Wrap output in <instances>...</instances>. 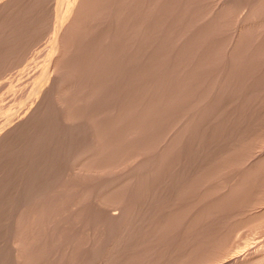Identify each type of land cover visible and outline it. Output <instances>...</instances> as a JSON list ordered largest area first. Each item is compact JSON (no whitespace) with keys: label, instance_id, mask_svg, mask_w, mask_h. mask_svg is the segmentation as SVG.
Instances as JSON below:
<instances>
[{"label":"rangeland","instance_id":"1","mask_svg":"<svg viewBox=\"0 0 264 264\" xmlns=\"http://www.w3.org/2000/svg\"><path fill=\"white\" fill-rule=\"evenodd\" d=\"M208 1L209 0H207V2ZM164 2H166V3L163 4ZM164 2L162 0V4L165 5V6L162 5L161 9H160L161 10V16H162L161 17L162 21H163V19H166V21L164 20L161 23L162 25L164 24V22L166 24L164 26L161 25V27H163V31L161 30L163 33L161 32L160 36H158V37L154 36L155 38L152 36L154 34H149L148 35V37L146 39L147 40L149 39L150 41H147L145 39L146 40L145 41L146 44H145V42L143 44L145 53L143 54V56L140 57V59L137 58L138 57L137 56V52L134 50V48L131 50V53H132L131 56L132 57L134 56V58H135V59L132 58L133 63L135 62L134 65L139 64L137 67H139V66L142 67L143 64L146 65V66L147 65H152L150 67L148 66L149 68L146 67V66H143L146 69L147 68L149 69V70H147V72H149V74H148V73H146V69L143 68V70H145V76H146L145 79H143L140 83L137 82L138 84L135 83V82H132L133 81L132 80L131 83L129 84V87L127 88L128 96L126 95V98L123 101L120 98H116V96L118 95V91L121 89L119 86L113 85V86L107 87L108 85H106V87L103 88V89H106V92H107L106 96L103 97L106 100L100 102L102 105H100V103L99 104H95L94 107H92L90 109H86L84 111V113L82 112L81 108L78 109V112H82L83 114H85V117H89V119L87 120L88 123L90 122L89 124H93V122H94V124L96 125L95 128H97V124L100 123L98 125V127L101 126L100 128H103L102 125L104 127L107 126L106 127L107 132H108V128H110L109 132H111L113 130L111 133H109V132L107 133L109 135L106 134V136H108V137H105V138H107L106 139L107 142H109L108 139L111 142L113 140V138H116V137L119 138L118 135L122 134L125 131L123 127H125V125H127V123L129 125L130 122H131V128L134 127L133 125H136L135 128L132 129V130H136L138 128L139 130H143L145 132V131H147L146 129H148V128L150 129L151 128L149 130V132L151 131V132H153L152 134H155L154 138H153L152 134L150 133V136L153 138V140L155 138H157V136H158V138L160 136L159 139L161 140L162 139L161 137L167 132L165 129H168L169 126H172L173 123H175V120H178L179 117L182 116L181 113H183L185 110L186 111L184 113H187L188 116H189V117L187 116V120H188L187 123L188 122L190 123V115H191L190 113L194 109V108L192 109V107H194V106H192V105H194L192 102L195 101L194 96L192 94L191 95L193 96V98H191V96H190V93H192V90H193L192 89V83H193V80H194V76H193L194 73H192L193 72V60L190 58L192 56V55H190V54H192V51H191V49H193L192 45H194L196 42H199V41H201V43H202V38H203V44L202 45L206 44L207 42L208 43L206 45L202 46L203 48H205L204 49L205 51L202 48V52L205 53V52L209 51L208 49H210L209 45H208L210 42L207 41V40H209V38H207V37L210 36V34L208 35V32H206L207 31L205 29L206 26L204 27L203 25L197 24V26H200V27L202 26L201 28L199 27V29H197V26L195 25L196 23H194V21H196V20L194 18L197 17L195 13H197V15H198V17L196 19H199L203 15V13L205 12L204 10L206 9L207 4H206V0H189V1L188 0H180V1L179 0H173L174 7H172V4L170 5V3H172V0H164ZM45 3H46V1H45ZM47 3H49V2L47 1ZM151 3H152V0H144V5H146V6H147V4H151ZM166 4H167V6H166ZM163 7H165V8H163ZM166 7L167 8L170 7V8L167 9ZM145 10L147 11L148 8L146 7ZM165 10L168 11V12H166ZM149 13L150 12H144V14H149ZM165 13H167L168 15L165 16L164 15ZM149 15H150V19L145 17V18L148 19V20L145 19L147 21L146 22L147 23V25H146L147 29H150L149 25H150V22L152 21L151 20L152 19L151 13ZM194 16H196V17H194ZM167 17H168V19H167ZM232 20H233V18H232ZM227 21L230 22V20H228V19H227ZM227 21H226V23H228ZM226 25L228 27L231 26V25H228V24H226ZM191 26H192V28H191ZM227 26H225V27H227ZM164 27L166 29H164ZM203 27H204V29L201 30V31L202 32L205 31V33H207L205 35L206 36L208 35L207 37H203L204 34H202L201 31H200V29H202ZM185 28L191 29V30H189V31H191V33H190L191 35L192 34L195 35V31H196L197 32L196 34H198L200 38L198 37V35L193 36V38L192 37H188V36H190V34H188L189 31L187 29H185ZM227 29H226V32L229 31V33H230L231 27H230V29L229 28H227ZM186 30H187V32H186ZM197 30H199V31H197ZM146 31L150 32V30H146ZM164 31H165L166 34L164 33ZM42 32H43V34L41 32L38 33L39 37L40 36L41 37L35 43V45L32 46L33 48H31V50L28 51V53L29 52L30 53L27 55V59L23 60L18 65H15V67L13 66L10 70H7L5 73H3L2 76H0V92L3 91L2 94L0 93V107H1L0 108L1 109L0 110V124H3L6 120H8V117H11L13 114H14V116L17 115L15 113L16 111L19 112L20 111L19 109H21V111H22L30 103V100L29 101L26 100L27 102L24 101L26 97H22L20 99L18 98L19 100L15 99V101L12 100V98H11L12 95L11 94H13V92H14V91L12 92V90H16L18 88L17 83H21V85L25 84L26 82L23 81V80H25L26 76H28V77H30L29 78V82L30 83L32 82L33 85H37V84H35V83L38 82L37 81V77L43 76L45 74V72H46L45 71L46 62L43 59H44L45 51L48 48L47 46H49L48 43H50L51 40H50V37L48 35L49 33H46V35H45L44 31H42ZM199 32L202 35H200ZM226 32H225L224 37L227 34H229L228 32L227 33ZM41 34L44 35V37ZM162 34H164L163 35L164 36V40H163V38L160 39ZM185 34H186V36L188 38L185 36ZM150 35L152 37H150ZM201 36H202V38H201ZM195 37L197 38V41H194ZM204 38H207V40H204ZM245 38H246V36H245ZM245 38H244L243 42H246V41L249 40L248 37L246 39ZM190 39L193 40L195 43L191 42ZM153 40H155V41H153ZM151 41L154 42V43L152 42V45H154V46H155V44H157L156 42H158V43L162 42V43L160 44L159 47H157V45H156L155 46L156 49L154 50V48H155L154 46L151 45L153 48H151V46H149ZM148 42H150L149 45H148ZM248 43L251 44L252 41L251 42L249 41ZM250 44H248L249 46L247 44H245V46H244V43L241 44V45H243V48H240V50L242 52L241 51L239 52V54L241 53V55L238 54L239 55L238 56L239 57L238 58L239 62L237 63V65L239 63L241 64V65L239 64L238 66H239V68L241 69L242 72L240 70L235 69L238 66L234 67L235 70H233L232 75L229 76L227 78V80H226V83L228 82L227 85H229L228 87L225 86V87L228 88V89L226 88L228 93H227V91H225L226 93H224V95L223 94H221L220 96L218 95L220 97V98L218 97V100L220 99L219 100L220 102H217V104H215L216 102H214V101L217 100V98H215L216 100L213 99V103L215 105L211 106V108H210L211 110H209V112L207 111V112L201 114L199 117L195 116L192 119L193 122L191 121V124L189 125L191 128L188 125L186 127H188L189 129H193V130H188V128L187 129L183 128L184 129L183 133H184V131L186 132V130H187L186 134H187V138L188 139L186 138L185 134L184 135L182 134L183 138L186 139V140L183 139L184 142L180 139L183 142L182 143L179 140V138H178L179 136L182 138V135H180V133H179L178 137L175 136L176 138H178V142L180 141L182 143V144H180V142H179V144L182 146V148L184 147L185 150L182 149L180 145H178L179 149L177 147L175 148V153L171 154V155H173V154L174 155L172 157L170 155L171 159L169 160V158H170L169 157L168 158V162L166 161L167 159L165 160L166 161L165 162L166 165H165V163L162 164V167H160L161 169L159 168L158 172H156L155 174L152 173L151 176H149L148 178H146L143 175L142 172L137 173L138 174L137 178H136L135 175H132V174H130L128 172V170L130 171V169H132L131 165H133L134 167L136 165H139L141 162H143V160L146 159L147 155L151 153V149H149L150 153L147 152L148 154H146V152H145V155H143L144 158H143L142 155L139 156V157L138 156L134 157L132 155L133 152L131 151V148H134V147L137 148V145L139 143H141V141L139 142L140 138H137V139L135 138V139L131 140L130 142L127 141V143L126 142L123 143L125 145V148H130V150L129 149H126V150L125 149L124 150L121 149L123 151L120 152V150H119V153L116 150L119 155L122 154V152H123L122 157H120L121 155L118 156L116 153H115L116 155L114 154V157L110 156L111 159L113 158L116 161H119L122 158L120 160L121 164H120V162H116L117 165L115 164L114 166H112V164H114V162L110 163V159H109L110 157H107V154H106V152H109V151L111 152L112 151L110 149L109 151L105 152V158H104L105 160H109L108 162H106L103 159V156H104V154H103L101 157L95 158L94 160L93 159H89V160L84 161L82 166H81V168L84 169L87 166H91L93 164L96 165L97 163L100 164V165L102 163L104 165L103 162H105V164L108 163L109 165H107V168H105L104 171H102V170L97 171V172L95 171L90 176L89 175H85L83 170L82 171H78L76 169L75 171L72 172V167H73V159L72 158H73V155H74V153H75V151L77 149H80V147H82L83 145L86 144V141L82 140V136H81L84 133L83 132V128L85 127L84 122L83 121H79L77 124L74 123L76 126L77 125H79V126H78L77 130L73 129L72 131L70 130V129H72L71 127L75 126V125L71 126L72 123H70V122H72V121H64V120H62L64 122V124L62 126L56 125L57 128H58V126H60L58 128V130H60L62 132L66 131V130H69L68 133L71 134L68 137L67 136L64 137L62 134H59L57 136L59 138H57V137L55 138V139H58V140H55L56 141L55 144L57 146L61 147V150H60L59 158H57V160H55L56 162L55 161L53 162V164L56 163V168H57V169H55V171L56 170L57 171L54 172V173H56L57 176H60V175H61V177L64 176V177L61 178L63 180L62 181L60 180L61 184L59 186H62V189L66 188L67 191H66V189H63L61 191V196H59L58 192L55 190V194H54L53 198L50 196L49 200H48L49 203H50L49 204L50 205V208H49L50 219L48 221H42V223H39V225H37V226L34 225L36 223H31L29 227H32V228L29 229L28 231H29V233L30 232L33 233V234L30 233L32 236H34L36 234V236H34L33 238L36 239L38 237V239H39V238L44 237L47 232L51 231L54 226L55 227L57 226L58 227L57 229H59L60 226L61 227L64 226L62 228V233L60 235H63V234L65 235V234L72 233L75 237H78V239L76 241V238H75L74 241L77 242V243H74V245L71 246L72 248H70L69 251H67L68 253H66V256L63 257V260L62 259L59 260V258L62 257V255L60 254V252H61L60 251L59 254H58V257L60 256L59 258L56 257L57 259L56 258L54 259V258L49 256L50 258H48L47 259L48 261L45 262L44 264H49V263L50 264H55V261H56V263L59 262V264L60 263L61 264H65V263L66 264H126V263L127 264H141L142 261H143L142 264H149V263L150 264H152V263L153 264H177V263L178 264H190V263L191 264H201L205 259L217 260V262L215 261V262H212V263L213 264H219V263L226 262L225 260H228L229 258H234V256L235 257L239 256L240 259L241 258L243 259V257H244V259H249L247 257H249L250 255L253 257L252 254H254L255 251L257 252L258 246H259L258 250L261 249L260 251L262 252L260 254L264 255L263 254L264 253V231H263L264 230V228H263L264 227V222L261 220V219L264 220V216H260L259 213L257 212L258 211V207H257L258 206L257 205L258 201L257 200L259 198H261V197L263 198V196H264V194H263L264 193V190H263L264 186L262 185V184H264V172L262 171V169H264V157L257 162L258 165L253 162L254 166L256 164V166L258 167L257 169H255L253 167V163H252V161H253L252 159L253 158L250 157L249 159H247L248 156H254V155H252V153L254 154V152H256V153L258 152V155H259V147L257 145L259 144L260 140L264 138V127H262V125H263L262 123H264V116H263V113L261 115V113H260L261 111H259V110H262V112L264 111L263 110L264 108L263 109L259 108V107H262V105L264 104L263 103L264 102V75H262L264 73L262 71L264 67L261 70L257 71L259 69L258 68L259 66L261 68V66L264 65V64L261 63L264 60L262 61V59H260V57H259L261 55V54H259L260 52H255L254 53V49H252L253 47H251ZM147 45H148V47H147ZM190 45L192 47H190ZM251 45H253V43ZM206 48H207V50H206ZM146 49L150 50L151 52L150 51L147 52ZM158 49H159V51H157ZM249 49H251V50H249ZM244 50L246 52L245 53L246 55L244 54ZM249 51H251V53ZM252 53H253V55H252ZM256 53H258V54H256ZM135 54H136V56H135ZM158 54H160L161 56L158 55ZM255 55H256L257 58L259 57L258 58L259 62L257 61V63H255L256 60H257V58H255ZM240 56H242V57H240ZM150 57H152V58H150ZM262 57H264V55ZM241 58H242V61H240ZM162 59H163V61H162ZM150 60L152 61L151 64H150ZM183 60H185V61H183ZM246 60L248 62H246ZM43 61L45 63H43ZM256 64L257 65L260 64V65L256 67ZM43 67H44V70H43ZM137 67H135V68L131 67L132 77H134V74L137 73L139 69H142L140 67L138 69ZM254 67L258 68V69L255 68L258 75L255 74L256 72H255ZM34 68H36L37 71H36V69L34 70ZM136 68H137V70H136ZM248 68H250V71L252 73H250ZM132 69H135V70H133V72L136 71L134 74L132 72ZM245 70H246V72H245ZM181 71L184 74H182ZM238 71H240V72H238ZM247 71H248V73H250V75L244 74V73H247ZM253 71H254V73H253ZM260 71L262 73H259ZM177 72H179V73H177ZM230 72H231V70H230ZM238 73H239V75H237ZM26 74H28V75H26ZM180 74L183 75L182 79H181V75ZM30 75H32V76H30ZM179 75H180V77H179ZM242 75H246V76H244L246 78L248 76H249V78H251V77H253V78H252V80L249 79V78L245 79L244 77H242ZM253 75H255V76H253ZM212 77H213V75H212ZM254 77H256V78L254 79ZM184 78H186V79H184ZM191 78H192V80H191ZM241 79L246 80L248 86H247V84H245V81L241 80ZM240 80L242 81V83L239 82ZM252 82L253 83L255 82V84H253ZM15 83H16V85H15ZM243 83H244L245 87L243 86ZM146 84H148V86ZM152 84H154L153 88L158 91L157 93H155L156 91H154V89L152 90V88H151ZM176 84H178V85H176ZM138 85L141 86V87H139ZM155 85H156V88L154 87ZM10 86H13L14 89L11 90ZM15 86H16V89H15ZM176 86H178V87H176ZM255 86L256 87H260V88H255ZM149 87L152 90L151 93L149 92V89H150ZM157 87H159V89ZM189 87H191V88H189ZM202 87H203V85H202ZM6 88H8V89H6ZM173 88L174 89L176 88V90L180 94L179 96H177V98H176V92L177 91L176 90H172ZM141 90H143V92L146 91V94H144ZM163 90L165 91L166 94L163 93L165 95L161 96V97H163V99L161 98V100H166L167 99L166 101L169 102V104H170V102L171 101L173 102L174 99H175L176 101L174 103H172L173 105L172 104L169 105L168 103L167 104L169 106H167L166 104L164 105L165 107L162 106L163 104L160 105V103L162 101H160V103H159L158 99L160 98V95L163 92ZM8 92H10V94ZM106 92H104V95H105ZM167 93H169L170 95L173 93L174 95L169 97L170 95L167 94ZM255 93H257V94H255ZM4 94L7 95V96H5ZM139 94H141V95H139ZM147 94H150V95L147 96ZM8 95H11L10 98L8 97ZM144 95H145V97H144ZM258 95H259V97L262 96V98H263L262 101L263 102L261 101V97L257 98ZM139 96L141 97V100H140ZM164 96L168 97V98H171L172 100L168 101L170 99H168V98L164 99ZM221 96H223V97H221ZM154 97H155V99H153ZM250 97H252V98H250ZM144 98H145V100H144ZM3 99L5 101H8V102L5 103V101ZM10 99H11V103L12 104L9 102ZM1 101H4V103L1 102ZM131 101H132V104H129ZM258 101H261V105H260V103H258ZM103 102H104L105 105L103 104ZM155 102H157L156 105H155ZM25 103H26V105H25ZM141 103H142V105H141ZM210 103L212 104V102H210ZM135 104H137L138 106L135 105ZM157 104H158V108L159 109L156 107ZM23 105H25V106L23 107ZM83 106H84V103H81L80 105H77L75 107H83ZM129 106H130L131 109L129 108ZM141 106H143V107H141ZM20 107H22V108H20ZM95 107H98L100 109H101V107H102V109L106 108V109H104L102 111V112H106V113H108V111L113 107L114 113L119 112V111H120L119 113H122L121 114L122 119H120V120L116 121L115 123H113V121L115 120V116H117V114H115V115H105L104 114L105 116L104 115L103 116L100 115V117L98 116L99 118L97 117L98 119H100L99 121H101V122H99V121L96 120L97 119L96 117L94 118V116L96 115V112H98V111L101 112L102 109L100 110V109L95 108ZM126 107L129 108V112H131V114L128 113L130 116L127 113H126L127 115L125 116V114L123 113V109H125ZM138 107L141 108L142 110L139 109ZM212 107H213V109H212ZM134 108H136V109H134ZM143 108L144 109L146 108L149 111V113H151L153 115V117H151V118L155 122H151L152 119L148 120L147 121L148 124H146V122H145L146 126H144L145 119H147V118L149 119L150 115H149L148 112H147V115H146V112H144ZM132 109H134V110H132ZM94 110H96V112ZM147 110H145V111H147ZM160 110H163L165 112L169 111L170 113H165V112L160 113ZM136 111H137V113H136ZM140 111L145 113V114H142L143 116L145 115L144 119L141 118V117H143L142 115L141 116L137 115V114H141ZM214 113L216 115H214ZM132 114H134L135 117H132L133 116ZM160 114H162V115L164 114L166 119L164 117L162 118V116H160ZM204 115H205V117H204ZM146 116H148V117H146ZM91 117L93 119H91ZM101 117L104 118V119L101 120ZM138 117H140L141 119L138 118ZM136 118H138L137 119L138 121H136ZM162 119H164L165 122ZM141 120L142 121L144 120V121L141 122ZM62 121L60 120V122H59V120H58V123L59 124L63 123ZM105 121L107 123H105ZM133 121L135 122V124H134ZM56 123H57V120H56ZM66 123L68 124V126L65 125ZM122 123H123V125L124 124L125 125L123 126ZM137 123L140 124V125H138ZM65 126H66V128H65ZM139 126L142 127V128L140 129ZM0 127H1V125H0ZM145 127H146V129H145ZM259 127L260 128L262 127L263 131H261V129ZM79 129H81V130L79 131ZM97 129H99V128H97ZM97 129L95 131H96L97 134H99L98 133L99 130H97ZM74 130H75V132L78 131V134L74 133ZM101 130L102 129H100V132H101ZM188 131H190L189 132L190 133L189 137H188ZM191 131H192V133H191ZM79 133L81 135H79ZM145 133H148V132H145ZM262 133H263V138H262ZM156 134H161V135H157L156 136ZM193 136L196 137V138L193 139L194 138ZM217 136H218V138H217ZM258 136H261V137L258 138ZM60 137H62V138H60ZM151 137H150V139L152 140ZM190 137H191L192 140L189 139ZM150 139H149V141H150ZM57 142H59V143H57ZM121 144L122 143H120L119 145H121ZM196 144H197V147H196ZM115 145H117V144L115 143ZM237 148H239V149L241 148V149L238 150ZM256 148H258L257 149L258 151L257 150L255 151ZM183 150H184V153H183ZM44 151H45V149H44ZM44 151H42V152H44ZM249 151H250V153H249ZM113 152L114 151H112L111 153H113ZM239 152H241V153H239ZM176 153L178 154V156H177ZM124 154H125V156H124ZM184 154H186V155H184ZM232 154H233V156H232ZM242 154H244V156ZM258 155L256 154V156H258ZM115 156H116V158H115ZM117 156L119 157V159H117L118 158ZM242 156L243 157L246 156V157L243 158ZM101 158H102L103 161L101 160ZM106 158H108V159H106ZM186 158L188 159V162H190L189 164H191V165H187L188 162H187V160H185ZM210 158H211V160H210ZM245 159H247V160H245ZM115 160H113V161H115ZM197 162H198V164H197ZM260 163L262 164L263 168H262V166L259 167ZM110 165H111V169H110ZM115 166H117V167H115ZM187 166H189L191 168V170H189L190 168L187 167ZM54 167H55V165H54ZM128 167H130V168H128ZM223 167H225V168H223ZM226 167H228V169ZM108 168L110 169V173L112 174V176L109 173ZM183 168L185 170H183ZM187 168H188V171H187ZM106 169H107V172H106ZM200 169L201 170L203 169V170L200 172ZM255 170H259L260 172L257 171V172H259V173H257ZM186 171H187V174L185 175L184 173ZM189 171H190L191 174H189ZM74 172H75V174H74ZM182 172H184V173H182ZM108 173L110 175H108ZM127 173H129L130 177H128ZM15 174H17V173L12 174L13 176L10 179H8V181L11 182L12 184H14V181H15V180H13L16 177ZM14 175H15V177H14ZM114 175H116L115 177L121 175L120 178L118 177L121 180V182H120V180H117L118 184L115 183L114 184L115 187H114V185L111 186V189H113V190H111V192H109L111 195L109 193L108 194H104V192H106L102 188L103 183L105 182L104 180H108V179H110V177L113 178ZM131 175L135 176L136 179L133 180L134 177H131ZM188 175H190V178L192 179V181H190L191 180L190 178H187V180L185 179V176H188ZM262 176H263V178H262ZM40 178L42 180L44 177L42 176ZM48 178H49L48 176H45V180L43 179L42 181H47ZM105 178H108V179H105ZM138 179H139V181H138ZM159 179H160L161 182L159 181ZM41 180H40V182H42ZM259 180H261V181H259ZM187 181L191 182L193 185H191V183H189V182H188V184L190 186L187 185L186 184ZM138 182H139V186H138ZM183 182H185V183H183ZM63 184H65V185H63ZM87 186H89V187L91 186V188H92V193H91V196H90L94 200V206L92 207V209H93L94 216H97L96 218H98L97 222H96V220H95L96 223L94 222L95 225L93 224V227L95 226L94 229H93L94 231L92 230V232L94 234L91 232V230L89 231V229L86 227V219L84 217L87 214L86 211H84L85 210L84 208H85V205L89 204V200H88V198L86 196L85 197L83 196L81 198V199H83L82 201H81V199L77 200V198H76V197H78L79 194H81V192L79 193V191L81 189H83L84 187H87ZM127 186L129 188H126ZM213 187H214V189H213ZM122 189H124V190L122 191ZM187 190L190 191V192H187ZM209 190H210V192H209ZM71 191H73V192H71ZM256 191L258 192V194H257ZM66 192L67 193L69 192V193L66 194ZM112 192H115V193L113 194ZM120 192H123V193L125 192V196L127 198L124 196L123 193H122L121 196H118V195L121 194ZM0 193L2 194L1 191H0ZM72 193H74L75 196H73ZM191 193H192V195H191ZM234 193H236V195ZM239 193L241 195H239ZM62 194H64V195H62ZM65 194L68 196V199H66L67 197H66ZM112 195H114V196H112ZM259 195H261V196H259ZM64 196H65V198H64ZM81 196H82V194L79 195V197H81ZM2 197L4 199V201L2 203H4V202L5 203L0 205V207L2 206V211H1L2 214L1 213L0 214L2 216H4V218H3L0 215V220L3 219V220L0 221V264H12V262H10V261H12L11 260L12 259V255H11V253L8 250V248H10V246L8 247V245L12 244V242H11L12 239L10 240V238H11V236L13 238L14 234L16 233V230L13 229V226H11L12 224L10 225V223H12L15 220L16 214L14 215L15 212L13 214H11L10 205L14 204V202H17L19 197L18 196H16V197L13 196L11 194V192H9V191L7 192V190H6L5 193H3ZM69 197H70L71 200L69 199ZM71 197H73V198H71ZM124 197H125L124 201L121 200ZM232 197L233 198L236 197L238 199L235 198V201H234ZM118 198H120V201H122V203L120 205H123L124 208H126V211L127 210L128 211H127V213L125 212L126 214L123 216V218H124V219H122L123 221H121L120 223H117V224H111L107 220V213H112L113 212V213H117L118 214L119 212H121L120 206L117 205V201H119ZM220 198H221V200H220ZM14 199H15V201H14ZM62 199L64 201H66V200H68V201L70 200V201L63 203L62 206H58V205H61L60 202L63 201ZM188 201H190V202H188ZM191 201H192V204H191ZM186 202H188V203H190V205H192V207H190V208H193L192 209L193 213H192V210H191V215L193 217H191L190 225L186 224V222L184 221L186 219L184 216L187 215V211L185 213V209L187 210V208H186L187 207L186 206L187 203ZM126 203H127V205H126ZM161 203H162V205H160ZM172 203H174V204H172ZM3 205H5V206L3 207ZM78 205L80 206L79 208H78ZM175 206H176V208H174ZM184 206H185V208H184ZM239 208H241V209H239ZM4 209H6V210H4ZM0 210H1V208H0ZM207 210H210V211H207ZM7 211H8V213L3 215V212H7ZM240 211H242V212H240ZM179 212H181V214ZM238 212H240V213H238ZM131 213H132V215H131ZM183 213L186 214V215H184ZM247 213L248 214L250 213V214L248 215ZM8 214H9V216H8ZM77 214H78V216L80 215V218L77 216ZM127 214H128V216H127ZM65 215L67 217H65ZM5 216H7V217H5ZM71 216L76 218L77 220H78V218L80 220L81 217H82L81 220H84L85 223L83 221V223L81 222L82 225L81 224H77L78 227H79V225H80V227L76 228L77 225H75V223H74L75 219H70V218H72ZM75 216H77V217H75ZM178 216H180V217H178ZM204 216H205V218H204ZM259 216L261 218L257 219ZM164 217H165V219H164ZM193 218H194V220H193ZM173 219H175V220H173ZM8 220H10V222ZM71 221H72V223L69 224V222H71ZM59 222H61V224L58 226ZM128 222H129V224H128ZM260 222H261V224H260ZM1 223H4V225L1 224ZM72 225L76 226V227H74L75 229L73 228ZM35 226L37 228H34ZM71 226H72L73 231H72V229H70ZM164 227L166 229H164ZM6 228H7V230H6ZM39 229H40V231H39ZM41 229H42V231H41ZM34 230L37 231V232H35ZM141 230H142V232H141ZM38 231L40 232V234H38L39 233ZM89 233L92 234L93 236L95 235L94 238L96 239V242H97L96 243V247L99 248L98 250H96L97 253H96V251L93 252V250H95V248L90 251L89 248L85 246L86 245L85 244L86 240H88V238H90L92 236L91 235L90 237H88ZM213 233H215V235ZM11 234H13V235H11ZM37 234H38V236H37ZM80 234H81V236H80ZM144 234H145V236H144ZM7 237H10L9 238L10 241L8 240ZM211 237H213V238H211ZM143 241H145V242L143 243ZM197 242L198 243L200 242V243L198 244ZM209 242H210V244H209ZM144 244H146V246ZM207 245L209 247H207ZM210 245L213 246L212 247L213 250H212ZM256 245H257V247H256ZM138 246H140V247H138ZM144 246L146 247V250H145ZM262 247H263V250H262ZM5 248H7L6 251H4ZM39 248H41V247H39ZM87 248H88L89 251L87 250ZM189 248H190V250H189ZM209 248H211V250H209ZM214 248H215V250H214ZM254 249H255V251H254ZM184 250H185V252H184ZM205 250H207V252ZM89 252H91V253L89 254ZM185 253H186V255H185ZM206 253L207 254L209 253L210 255L209 254L206 255ZM94 254H95L96 257L92 256ZM211 254H213V256ZM256 254L257 253H255L254 256ZM169 255H170V257H169ZM171 255H172V257H171ZM152 256H153V258H152ZM210 256L212 258H209ZM92 257H93V259H92ZM57 260H59V261L57 262ZM61 261L64 262V263H62ZM259 264H264V258H263L262 262H259Z\"/></svg>","mask_w":264,"mask_h":264},{"label":"bare ground","instance_id":"2","mask_svg":"<svg viewBox=\"0 0 264 264\" xmlns=\"http://www.w3.org/2000/svg\"><path fill=\"white\" fill-rule=\"evenodd\" d=\"M47 3V1L49 3ZM180 1V0H179ZM189 1V0H188ZM164 2V0H163ZM202 2V1H201ZM166 2H164L163 4H165ZM209 3V4H208ZM162 4V0H152L151 4H147L144 5V0H0V76L3 75V73H5L7 70H10L13 66L15 67V65H18L19 63H21L23 60L27 59V55L30 53H28L29 50H31V48H33L32 46L35 45V43L39 40V35L38 33L41 32L43 34L42 31H44V34L46 35V33H49V37H50V43L49 46H47V50L45 51V55H44V61L46 62L45 65V74L41 77H37V85H33V83L31 84L29 82V78L28 76H26V79L23 80L26 83L21 85V83H17L18 88L15 89L16 90H12L14 89L13 86L11 87V90L13 92L12 95V100L15 101V99H20L22 97H26L24 101H29L30 103L28 106H26L22 111L21 109H19L20 111H16L15 113L17 115L14 116V114L11 117H8V120H6L3 124H0V191L2 192V194L0 193V205L4 204L2 203L4 201L2 195L3 193L9 191L11 192V194L13 196H18L19 199L17 200V202H14V204L10 205V212L11 214L14 215L16 214V218L15 220L10 223L11 226H13V229L16 230V233L14 234L13 238L11 235L10 237H7L8 240L10 238V240L12 239V244H9L8 247L10 246V248H8L9 252L12 255V264H44L45 262H47L48 258L52 257V258H56L58 257V254L60 252V254L62 255V257H58L59 260L62 259L63 257L66 256V253H68L67 251H69L70 248H72L71 246L74 245L75 242V238L76 241L78 239V237H75L72 233L70 234H63L60 235L62 233V228L61 227L59 229H57L58 227L54 226L52 228L51 231L47 232L45 234L44 237L39 238L38 237L35 239L33 238L34 236H36V234L34 236H32L31 234L33 233H29V229H31L32 227H29L31 223H36L34 225H39V223H42V221H48L50 219V214H49V208H50V203H49V197L51 196L53 198L54 194H55V190L58 192L59 196H61V191L62 186H59L60 180L62 181L63 179H61V175L57 176L55 169L56 168V163L53 164V162L55 160H57V158H59L60 155V150L61 147L57 146L55 144V139L59 134H62L64 137H68L71 134L68 133L69 130L66 131H60L58 130V128L60 126H62L64 124V121H72L70 123L71 126L75 125L74 123H78L79 121H83L85 127L83 128V135H81L79 133V135L82 136V140L86 141V144L83 145L82 147H80V149H77L73 155V167H72V172L75 171L76 169L78 171H82L85 173V175H92L95 171H104L105 168H107V165H109L108 163L104 165L101 163L100 164H96V165H91V166H87L86 168L82 169L81 166L83 164L84 161L89 160V159H95V158H99L101 157L103 154V159L105 158V152L109 151L110 149L112 151H114L113 153H110L113 155H111L109 152H106L107 157H114V154L116 153L118 156L122 157V154H118L119 150L120 152L123 151L124 149H129L130 148H125V145L123 144L124 142L127 143L130 142L133 139H137L140 138L139 142L141 141V143H137V148H131V151L133 152L132 155L134 157H139V156H143L146 154H148L147 152L150 153L151 149V153L147 155L146 159L143 160V162H141L139 165H136L135 167L133 165H131L130 171L128 170V172L132 175H135L137 178V173L142 172L143 175L148 178L149 176H151L152 173H156L158 172L159 168L162 167V164H164L166 161L168 162V158L170 157V155L172 153H175V148H178V145L182 144L184 140H186L185 138H183V135L185 134L186 138H187V130L186 132L184 131L183 133V128L187 129L188 127H186L187 125L189 126L191 124L192 119L196 116L199 117L201 114L205 113V112H209V110H211V106L217 104V102H220L218 100V97L224 93H226L225 91H227V87L229 85H227L226 80L229 76L232 75L233 70L237 69L240 70L239 68V64L237 65V63L239 62V55H241V53L239 54V52L241 51L240 48H243V44L244 46L245 44H250L248 43L249 41L253 43V45L250 44L251 47H253L252 49H254V53L255 52H260L259 54H261L259 57L260 59H262V61L264 60L262 57L264 55V0H209L207 2L206 0V9L204 10L205 12L203 13V15L199 18L196 19L198 17L197 13L196 18H194L196 21H194V23H196L195 25L197 26V24L203 25L204 27L206 26V32H208V35L210 34V36H206L205 31H201L204 29V27L202 29H200L201 33L204 34L203 37H207L209 38V40H207V38H204V40L209 41L210 43L209 51L207 52H202V46L206 45H202L203 44V38H202V43L201 41L199 42H194L197 41V38L199 37L198 34H196L197 32L195 31V35H198V37L194 38L195 40H191L193 38V36H195L194 34H190L191 29H187L189 32L188 34H190V36L188 37H192L190 40L191 42L195 43L194 45H190V47H192L193 49H191L192 51V55L190 58L193 60V76H194V80L192 83V93H190L191 98H195V103L192 102L194 105V107H192V112L190 113V123H187V113H181V117H179L178 120H175V123H173L172 126H169L168 129H165L167 132L161 137L162 139L160 140V136L158 138L157 135H161V134H156L157 138H154L155 134H152L153 132H149V130L151 129H145L148 133H145L143 130H139L138 128L136 130H132L135 128L136 125H133L131 128V122L127 123V125H125L124 128V132L122 134H119V138H113V140L110 142V140L108 139L109 142H107V138L106 134L109 132L108 128V132L106 130V127H104L102 125L103 128H100L101 126L98 127V125L100 123H96L97 124V128H95V124L93 122V124H89L88 123V119L89 117H85L84 111L86 109H90L92 107H94L95 104H99L100 102L106 100L103 97L106 96L107 92L106 89H103L104 87H106V85L109 86H119L121 89L118 91V95L116 96V98H120L122 101L125 100L126 95L128 96V91L127 88L129 87V84L132 82L135 83H140L143 79H145V67L146 66L143 64L142 69H139V67H137L139 64L134 65L135 62L133 63V59L134 56L132 57V53L131 50L134 48V50L137 52V58L140 59L141 56H143L144 52V42L147 40L146 38L148 37L149 34H154L152 35L153 37H158L160 36L161 32L163 31V27H161V23L166 19H163L162 21V16H161V6ZM168 4V3H167ZM166 4V6H167ZM172 4V7H174V2L172 0V3H170V5ZM180 5V4H179ZM184 5V4H183ZM186 5V4H185ZM165 6V5H163ZM209 6V7H208ZM148 8V10L146 11L145 8ZM198 7V6H197ZM208 7V8H207ZM165 8V7H163ZM167 8V7H166ZM170 8V7H169ZM167 8V9H169ZM176 9V8H175ZM166 11V10H165ZM175 11V10H174ZM144 12H150L151 16H152V21L150 22V29H147V21L145 19H150V13L149 14H144ZM168 12V11H166ZM146 15V16H145ZM149 15V16H148ZM165 16H167L168 14L165 13ZM164 16V17H165ZM147 17V18H145ZM166 18V17H165ZM193 18V17H192ZM231 18V19H230ZM233 18V20H232ZM147 19V20H148ZM168 19V17H167ZM230 20V22L227 21ZM226 21L228 23H226ZM152 23V24H151ZM193 23V24H194ZM231 25V26H227L226 24ZM166 25L165 22L162 26ZM227 26V27H225ZM200 26H197V29H199ZM202 27V26H201ZM200 27V28H201ZM231 27V29H230ZM192 28V26H191ZM196 28V27H195ZM229 28L230 29V33L229 31H227L229 34H227L225 37V32L226 29ZM164 29H166L164 27ZM146 30H150L146 31ZM162 30V31H161ZM186 30V32H187ZM196 30V29H195ZM228 30V29H227ZM199 31V30H197ZM147 32V33H146ZM149 32V33H148ZM226 32V33H227ZM163 33V32H162ZM165 33V31H164ZM200 32L199 34L202 35ZM41 34V35H42ZM166 34V33H165ZM164 34L161 35V38H163L164 40ZM44 37V35H42ZM150 35V37H152ZM163 36V37H162ZM186 36V34H185ZM248 37V41L243 42L244 38ZM154 37V38H155ZM187 37V36H186ZM187 37V38H188ZM200 38V37H199ZM198 38V39H199ZM245 38V39H246ZM146 39V40H145ZM157 40V39H156ZM179 40V39H178ZM201 40V39H200ZM147 41H150L149 39ZM155 41V40H153ZM148 42V45L150 43L149 46L152 45V42ZM187 41V40H186ZM169 42V41H168ZM154 43V42H153ZM157 44H155V46L157 45V47L160 46V43L156 42ZM167 43V42H166ZM146 44V42H145ZM147 45V47H148ZM154 46V45H152ZM151 46V48H153ZM154 46V47H155ZM242 46V47H241ZM249 46V45H248ZM208 47V46H207ZM146 48V47H145ZM173 48V47H172ZM248 48V47H247ZM156 49V47L154 48V50ZM205 48H203L204 50ZM207 50V48H206ZM251 50V49H249ZM33 51V50H32ZM146 51H150L147 50ZM159 51V49L157 50ZM162 51V50H161ZM160 51V52H161ZM205 51V50H204ZM133 52V51H132ZM151 52V51H150ZM242 52V51H241ZM251 53V51H249ZM253 52V51H252ZM191 53V52H190ZM245 50H244V54H245ZM248 53V52H247ZM249 53V54H250ZM154 54V53H153ZM173 54V53H172ZM239 54V55H238ZM258 54V53H256ZM31 55V54H30ZM160 55V54H158ZM246 55V54H245ZM253 55V53H252ZM136 56V54H135ZM157 56V55H156ZM161 56V55H160ZM244 56V55H243ZM159 57V56H158ZM242 57V56H240ZM258 57V58H259ZM152 58V57H150ZM155 58V57H154ZM161 58V57H160ZM173 58V57H172ZM255 58L256 55H255ZM258 58L256 60L255 63H257ZM249 59V58H248ZM189 60V59H188ZM244 60V59H243ZM255 60V59H254ZM43 61V63H45ZM163 61V59H162ZM185 61V60H183ZM191 61V60H190ZM242 61V58L241 60ZM261 61V60H260ZM151 60H150V64H151ZM159 62V61H158ZM246 62H248L246 60ZM259 62V61H258ZM264 62V61H263ZM263 62H261L262 64H264ZM42 63V64H43ZM168 63V62H167ZM179 63V62H178ZM242 63V62H241ZM260 63V64H261ZM134 66H133V65ZM148 64V63H147ZM190 64V63H189ZM243 64V63H242ZM259 64V65H260ZM261 64V65H262ZM36 65V64H35ZM40 65V64H39ZM168 65V64H167ZM171 65V64H170ZM241 65V64H240ZM256 64V67L259 66ZM44 66V65H43ZM150 67L152 65H147L146 67ZM156 66V65H155ZM237 67L234 69V67ZM38 67V66H37ZM42 67V66H41ZM131 67L135 68L137 67L139 70L137 73H135L136 71L132 72L134 74V77H132V73H131ZM148 67V68H149ZM185 67V66H184ZM254 67V69L256 68ZM264 67L260 66L256 69H258L257 71L261 70ZM136 68V70H137ZM146 69V73L149 74V72H147ZM29 69V68H28ZM36 68H34L35 70ZM42 69V68H41ZM250 71V68H248ZM255 69V72H256ZM44 70V67H43ZM180 70V69H179ZM231 70V72H230ZM247 70V69H246ZM245 70V72H246ZM252 70V69H251ZM37 71V69H36ZM177 71V70H176ZM238 71V72H240ZM244 71V70H243ZM264 72V68L262 70ZM180 72V71H179ZM177 72V73H179ZM242 72V71H241ZM182 73V71H181ZM191 73V74H192ZM214 73V74H213ZM248 73V71H247ZM244 73L246 75H250V73H252L250 71V73ZM254 73V71H253ZM259 73H262L261 71ZM184 74V73H182ZM257 74V72L255 73ZM5 75V74H4ZM28 75V74H26ZM147 75V74H146ZM181 75V74H180ZM179 75V77H180ZM213 75V77H212ZM239 75V73L237 74ZM246 75H242V77L246 76ZM258 75V74H257ZM264 75V73L262 74ZM32 76V75H30ZM153 76V75H152ZM181 75V79H182ZM255 76V75H253ZM170 77V76H169ZM178 77V76H177ZM168 78V77H167ZM245 79L249 78V76ZM253 77L249 78L252 80ZM256 77H254L255 79ZM261 78V77H260ZM148 79V78H147ZM177 79V78H176ZM186 79V78H184ZM248 79V80H249ZM160 80V79H159ZM192 80V78H191ZM190 80V81H191ZM239 80V79H238ZM244 80V79H241ZM239 81L242 83V81ZM31 81V80H30ZM148 81V80H147ZM171 81V80H170ZM181 81V80H180ZM186 81V80H185ZM245 84H247L246 80ZM250 81V80H249ZM22 82V81H21ZM184 82V81H183ZM188 82V81H187ZM192 82V81H191ZM207 82V83H206ZM137 83V84H138ZM146 83V82H145ZM144 83V84H145ZM175 83V82H174ZM185 83V82H184ZM206 83V84H205ZM240 83V84H241ZM253 83V82H252ZM251 83V84H252ZM150 84V83H149ZM155 84V83H154ZM152 84L151 88L152 90L153 85ZM158 84V83H157ZM156 84V85H157ZM183 84V83H182ZM250 84V83H249ZM255 84V82L253 83ZM14 85V84H13ZM16 85V83H15ZM135 85V84H134ZM141 85V84H140ZM148 86V84H146ZM156 85L154 86L156 88ZM178 85V84H176ZM184 85V84H183ZM190 85V84H189ZM203 85V87H202ZM242 85V84H241ZM257 85V84H256ZM139 86V85H138ZM188 86V85H187ZM227 86V87H225ZM244 86V83H243ZM248 86V84H247ZM251 86V85H250ZM9 87V88H10ZM141 87V86H139ZM178 87V86H176ZM245 87V86H244ZM253 87V86H252ZM251 87V88H252ZM137 88V87H136ZM150 88V87H149ZM151 88L149 89V92L151 93ZM159 89V87H157ZM168 88V87H167ZM191 88V87H189ZM227 88V89H226ZM241 88V87H240ZM255 88H260V87H256ZM8 89V88H6ZM5 89V90H6ZM163 89V88H162ZM171 89V88H170ZM225 89V90H224ZM10 90V89H9ZM8 90V91H9ZM10 90V91H11ZM145 90V89H144ZM147 90V89H146ZM172 90H176V88L172 89ZM184 90V89H183ZM190 90V89H189ZM188 90V91H189ZM246 90V89H245ZM249 90V89H248ZM143 92V90H141ZM154 91H156L155 93H157L158 91L156 89H154ZM177 91V90H176ZM224 91V92H223ZM252 91V90H251ZM3 92V91H2ZM2 92H0L2 94ZM7 92V91H6ZM104 92L105 95H104ZM139 92V91H138ZM137 92V93H138ZM141 92V93H142ZM10 94V92H8ZM29 93V94H28ZM144 94H146V91L143 92ZM165 93V91L163 90V92L160 95L159 103L160 101H162L160 103V105L164 106L165 104L167 106L171 105L172 103H174L176 100L174 99V101L172 102L171 98L165 97L164 99L168 98L171 101L170 104L169 102H167L166 100H161V98L163 99V97H161L163 94ZM228 93V91H227ZM248 93V92H247ZM250 93V92H249ZM259 93V92H258ZM6 94V93H5ZM4 94V95H5ZM28 94V95H27ZM154 94V93H153ZM169 94V93H167ZM193 96H192V95ZM257 94V93H255ZM262 94V93H261ZM11 95H8V97L10 98ZM27 95V96H26ZM141 95V94H139ZM150 94H147V96ZM152 95V94H151ZM170 95V94H169ZM168 95V96H169ZM174 94L172 93L169 97L173 96ZM179 92H176V98L177 96H179ZM219 95V96H218ZM226 95V94H225ZM7 96V95H5ZM250 96V95H249ZM255 96V95H254ZM4 97V96H3ZM7 97V98H8ZM109 97V96H108ZM140 97V96H139ZM145 97V95H144ZM175 97V96H174ZM223 97V96H221ZM230 97V96H229ZM261 97V101L263 100L262 96ZM259 95L257 98H260ZM6 98V99H7ZM143 98V97H142ZM217 98V100L215 99ZM220 98V97H219ZM245 98V97H244ZM252 98V97H250ZM256 98V97H255ZM18 99V100H19ZM114 99V98H113ZM155 99V97L153 98ZM213 99H215L216 102L215 104L213 103ZM222 99V98H221ZM231 99V98H230ZM4 100V99H3ZM8 100V99H7ZM141 100V97H140ZM145 100V98H144ZM143 100V101H144ZM258 100V99H257ZM260 100V99H259ZM5 101V100H4ZM4 101H1L4 103ZM26 101V102H27ZM165 103H164V102ZM232 101V100H231ZM261 101H258V103H260L261 105ZM8 101H5V103ZM9 102L11 103V99L9 100ZM13 102V101H12ZM106 102V101H105ZM212 102V104L210 103ZM235 102V101H234ZM233 102V103H234ZM263 102V101H262ZM81 103H84L83 107H75L77 105H80ZM157 102H155L156 105ZM169 105H168V104ZM187 103V102H186ZM191 103V104H192ZM232 103V102H231ZM264 103V102H263ZM262 103V104H263ZM12 104V103H11ZM23 104V103H22ZM104 104V102H103ZM132 104V101L129 103ZM178 104V103H177ZM182 104V103H181ZM211 104V105H210ZM219 104V103H218ZM246 104V103H245ZM248 104V103H247ZM5 105V104H4ZM26 105V103H25ZM23 105V107L25 106ZM100 105H102L100 103ZM105 105V104H104ZM137 105V104H135ZM134 105V106H135ZM142 105V103H141ZM173 105V104H172ZM189 105V104H188ZM236 105V104H235ZM258 105V104H257ZM82 106V105H81ZM107 106V105H106ZM125 106V105H124ZM138 106V105H137ZM161 106V107H162ZM246 106V105H245ZM103 107V106H102ZM101 107V109H102ZM105 107V106H104ZM122 107V106H121ZM136 107V106H135ZM143 107V106H141ZM158 108V104L156 106ZM165 107V106H164ZM163 107V108H164ZM186 107V106H185ZM190 107V108H191ZM1 108V107H0ZM3 108V107H2ZM22 108V107H20ZM81 108L82 112H78V109ZM98 108V107H95ZM111 108V107H110ZM120 108V107H119ZM130 108V106H129ZM129 108H125L123 109V113L125 114V116L131 112H129ZM139 108V107H138ZM189 108V109H190ZM260 109L264 108V104L262 105V107H259ZM100 109V108H98ZM100 109V110H101ZM106 109L103 108L101 110V112ZM131 109V108H130ZM136 109V108H134ZM132 109V110H134ZM141 109V108H139ZM144 109V108H143ZM159 109V108H158ZM173 109V108H172ZM213 109V107H212ZM237 109V108H236ZM1 110V109H0ZM142 110V109H141ZM147 110L146 108L144 109V112L149 113V111H145ZM219 110V109H218ZM264 110V109H263ZM96 112V110H94ZM159 111V110H158ZM189 111V110H188ZM249 111V110H248ZM261 111V115L263 113L264 116V111ZM93 112V111H92ZM96 112V115L94 116V118L96 117H100L105 115H115L117 114V116H115V120L113 121V123H115L116 121L122 119L121 114L119 112L114 113V109L113 107L108 111V113L106 112ZM133 112V111H132ZM141 114H137L138 116H141L142 114H145L144 112L140 111ZM139 112V113H140ZM165 112L163 110H160V113ZM216 112V111H215ZM127 113V114H126ZM134 113V112H133ZM137 113V111H136ZM165 113H170L169 111L165 112ZM236 113V112H235ZM94 114V113H93ZM135 114V113H134ZM134 114H132V117H135ZM224 114V113H223ZM104 115V116H105ZM129 115V114H128ZM136 115V116H137ZM150 117L149 119H145L144 121V126L145 122L146 124L148 120H151L153 117V115L151 113H149ZM180 115V114H179ZM178 115V116H179ZM213 115V114H212ZM214 115H216L214 113ZM260 115V116H261ZM124 116V115H123ZM130 116V115H129ZM128 116V117H129ZM143 116V115H142ZM145 116V115H144ZM144 116L141 117L142 119H144ZM160 116H162V118H165V115L160 114ZM177 116V115H176ZM235 116V115H234ZM93 117V116H92ZM91 117V119H93ZM98 117V118H99ZM127 117V118H128ZM131 117V118H132ZM148 117V116H146ZM167 117V116H166ZM189 117V116H188ZM205 117V115H204ZM96 119L97 121H99L100 119ZM126 118V117H125ZM124 118V119H125ZM140 118V117H138ZM136 118V121H138ZM140 118V119H141ZM175 118V117H174ZM228 118V117H227ZM249 118V117H248ZM58 123V120L60 122V120L63 123H56V120ZM104 119L101 117V120ZM123 119V120H124ZM129 119V118H128ZM133 119V118H132ZM139 119V120H140ZM166 119V118H165ZM169 119V118H168ZM207 119V118H206ZM95 120V119H94ZM164 122L165 120L162 119ZM256 120V119H255ZM104 121V120H103ZM122 121V120H121ZM125 121V120H124ZM141 120V122H143ZM168 121V120H167ZM208 121V120H207ZM212 121V120H211ZM210 121V122H211ZM96 122V121H95ZM101 122V121H99ZM123 122V121H122ZM127 122V121H126ZM125 122V123H126ZM134 122V121H133ZM140 122V121H139ZM150 122V121H149ZM151 122H155L153 121V119L151 120ZM162 122V121H161ZM193 122V121H192ZM69 123V122H68ZM69 123V124H70ZM105 123H107L105 121ZM104 123V124H105ZM208 123V122H207ZM255 123V122H254ZM103 124V123H102ZM119 124V123H118ZM121 124V123H120ZM135 124V122H134ZM138 124V123H137ZM153 124V123H152ZM263 124V125H262ZM262 127H264V123H262ZM56 125H60L57 126ZM65 125L68 126V124L66 123ZM91 125V126H90ZM108 125V124H107ZM123 125V123H122ZM123 125V126H124ZM140 125V124H138ZM142 125V124H141ZM257 125V124H256ZM76 126V125H75ZM73 126L71 127L72 129H70L71 131L73 129L77 130L78 126L76 127ZM81 126V125H80ZM109 126V125H108ZM194 126V125H193ZM260 126V125H259ZM56 127V128H55ZM64 127V126H63ZM75 127V128H74ZM83 127V126H82ZM140 127V126H139ZM190 127V126H189ZM234 127V126H233ZM260 128L261 131H263V128ZM66 128V126H65ZM80 128V127H79ZM105 128V129H104ZM142 127H140L141 129ZM181 128V129H180ZM191 128V127H190ZM99 130L97 134L95 130ZM100 129H104L103 131ZM122 129V128H121ZM120 129V130H121ZM225 129V128H224ZM74 133L78 134V131ZM81 129H79L80 131ZM106 130V131H105ZM139 130V131H138ZM180 130V131H179ZM182 130V131H181ZM188 130H193V129H189ZM215 130V129H214ZM105 131V132H104ZM113 131V130H112ZM111 131V132H112ZM143 131V132H142ZM153 131V130H152ZM109 132V133H111ZM139 132V133H138ZM176 132V133H175ZM182 132V133H181ZM190 131H188V137H189V133ZM210 132V131H209ZM257 132V131H256ZM73 133V134H74ZM150 133L152 134V137L150 136ZM182 135V138L179 136ZM192 133V131H191ZM148 136H147V135ZM176 134V135H175ZM109 135V134H107ZM117 135V134H116ZM194 135V134H193ZM78 136V135H77ZM155 136V137H156ZM175 136H179V140L182 142H178V138H176ZM195 136V135H194ZM193 136V137H194ZM227 136V135H226ZM233 136V135H232ZM150 137L152 138V140L150 139ZM192 137V138H193ZM216 137V136H215ZM256 137V136H255ZM261 136H258V138ZM59 138V137H57ZM62 138V137H60ZM196 137H194L193 139H195ZM218 138V136H217ZM257 138V139H258ZM262 138H263V133H262ZM112 139V138H111ZM150 139V141H149ZM188 139V138H187ZM191 139V137L189 138ZM236 139V138H235ZM261 139V138H260ZM259 139V140H260ZM156 140V141H155ZM192 140V139H191ZM221 140V139H220ZM154 141V142H153ZM60 142V141H59ZM57 142V143H59ZM84 142V141H83ZM61 143V142H60ZM115 143L117 145H115ZM120 143H122L121 145H119ZM125 143V144H126ZM192 143V142H191ZM196 143V142H195ZM199 143V142H198ZM134 144V143H133ZM229 144V143H228ZM243 144V143H242ZM115 145V146H114ZM135 145V146H136ZM184 145V144H183ZM189 145V144H188ZM249 145V144H248ZM113 146V147H112ZM119 148H117V147ZM181 146V145H180ZM179 146V147H180ZM217 146V145H216ZM224 146V145H223ZM240 146V145H239ZM259 147V155L258 152H254V154L252 153V155L254 156H248L247 159H249L250 157H252L253 161L252 163H256L262 159L264 157V138L260 140L259 144L257 145ZM64 147V146H63ZM116 147V148H115ZM197 147V144H196ZM66 148V147H65ZM114 150H113V149ZM182 148V146H181ZM180 148V149H181ZM225 148V147H224ZM229 148V147H228ZM233 148V147H232ZM242 148V147H241ZM240 148V149H241ZM245 148V147H244ZM45 149V151H44ZM123 149V150H121ZM179 149V148H178ZM184 149V147L182 148ZM238 150H240L239 148H237ZM249 149V148H248ZM258 148L255 149V151ZM118 153H117V151ZM149 150V151H148ZM174 150V151H173ZM185 150V149H184ZM183 150V153H184ZM237 150V151H238ZM244 150V149H243ZM242 150V151H243ZM44 151V152H42ZM180 151V150H179ZM182 151V150H181ZM233 151V150H232ZM231 151V152H232ZM247 151V150H246ZM252 151V150H251ZM258 151V150H257ZM195 152V151H194ZM219 152V151H218ZM221 152V151H220ZM125 153V152H124ZM241 153V152H239ZM248 153V152H247ZM250 153V151H249ZM110 154V155H109ZM115 154V155H116ZM177 154V153H176ZM192 154V153H191ZM219 154V153H218ZM237 154V153H236ZM256 154L258 156H256ZM174 155V154H173ZM171 155V157L173 156ZM186 155V154H184ZM220 155V154H219ZM224 155V154H223ZM238 155V154H237ZM244 156V154H242ZM117 156V157H118ZM125 156V154H124ZM178 156V154H177ZM233 156V154H232ZM242 156V157H243ZM110 159V163H113L112 166H114L115 164L117 165L116 162H120L116 161L115 159ZM171 157L169 158V160L171 159ZM181 157V156H180ZM184 157V156H183ZM189 157V156H188ZM246 157V156H245ZM243 157V158H245ZM116 158V156H115ZM144 158V156H143ZM178 158V157H177ZM220 158V157H219ZM108 159V158H106ZM119 159V157L117 158ZM167 159V160H166ZM173 159V158H172ZM245 159V160H247ZM70 160V159H69ZM102 160V158H101ZM105 160V159H104ZM115 160V161H113ZM141 160V159H140ZM166 160V161H165ZM179 160V159H178ZM185 160L188 159L186 158ZM211 160V158H210ZM240 160V159H239ZM103 161V160H102ZM106 162H108L109 160H105ZM112 161V162H111ZM216 161V160H215ZM237 161V160H236ZM235 161V162H236ZM241 161V160H240ZM56 162V161H55ZM176 162V161H175ZM178 162V161H177ZM183 162V161H182ZM185 162V161H184ZM220 162V161H219ZM224 162V161H223ZM243 162V161H242ZM190 162H188L187 165H191L189 164ZM200 163V162H199ZM222 163V162H221ZM233 163V162H232ZM253 163V167L255 169H257L258 167L254 166ZM121 164V162H120ZM182 164V163H181ZM185 164V163H184ZM198 164V162H197ZM238 164V163H237ZM251 164V163H250ZM55 165V167H54ZM126 165V164H125ZM166 165V163H165ZM194 165V164H193ZM258 165V164H257ZM122 166V165H121ZM235 166V165H234ZM252 166V165H251ZM262 164L260 163L259 167H261ZM109 167V166H108ZM117 167V166H115ZM189 167V166H187ZM252 167V168H253ZM130 168V167H128ZM165 168V167H164ZM190 168V167H189ZM225 168V167H223ZM228 169V167H226ZM263 168V166H262ZM110 169H111V165H110ZM110 169L108 168V171L110 173ZM161 169V168H160ZM168 169V168H167ZM171 169V168H170ZM169 169V170H170ZM260 169V168H259ZM183 170H185L183 168ZM191 170V168L189 169ZM196 170V169H195ZM203 170V169H202ZM200 169V172L202 171ZM226 170V169H225ZM117 171V170H116ZM127 171V170H126ZM188 171V168H187ZM187 171L184 173L185 175L187 174ZM256 172L259 170H255ZM254 171V172H255ZM262 171L264 172V169H262ZM261 171V172H262ZM107 172V169H106ZM114 172V171H113ZM125 172V171H124ZM166 172V171H165ZM173 172V171H172ZM260 172V171H259ZM257 172V173H259ZM15 180L14 184H12L11 182L8 181V179H10L14 174ZM105 173V172H104ZM108 173V175H110ZM129 173H127L128 177ZM203 173V172H202ZM253 173V172H252ZM59 174V173H58ZM75 174V172H74ZM180 174V173H179ZM189 174L190 171H189ZM251 174V173H250ZM134 177L135 176H132ZM174 175V174H173ZM44 177L43 179L45 180V176H48V180L47 181H42L40 177ZM112 176V174H111ZM116 175L113 176V178L108 179V180H104L105 182L103 183L102 188L104 189V194H108L109 192H111V186H113L115 183H117V180H120V176L115 177ZM167 176V175H166ZM172 176V175H171ZM200 176V175H199ZM257 176V175H256ZM105 177V176H104ZM119 177V178H118ZM139 177V176H138ZM181 177V176H180ZM202 177V176H201ZM140 178V177H139ZM158 178V177H157ZM178 178V177H177ZM187 178H190V175L185 176V179L187 180ZM194 178V177H193ZM204 178V177H203ZM263 178V176H262ZM141 179V178H140ZM184 179V178H183ZM191 179V178H190ZM189 179V180H190ZM253 179V178H252ZM256 179V178H255ZM40 180L42 182H40ZM102 180V179H101ZM124 180V179H123ZM129 180V179H128ZM148 180V179H147ZM166 180V179H165ZM175 180V179H174ZM248 180V179H247ZM257 180V179H256ZM263 180V179H262ZM83 181V180H82ZM139 181V179H138ZM160 181V179H159ZM192 181V179L190 180ZM196 181V180H195ZM253 181V180H252ZM258 181V180H257ZM261 181V180H259ZM121 182V180H120ZM128 182V181H127ZM161 182V181H160ZM172 182V181H171ZM189 181L186 182L187 185ZM228 182V181H227ZM256 182V181H255ZM263 182V181H262ZM185 183V182H183ZM191 183V182H189ZM254 183V182H253ZM118 184V183H117ZM116 184V185H117ZM167 184V183H166ZM177 184V183H176ZM200 184V183H199ZM65 185V184H63ZM68 185V184H67ZM164 185V184H163ZM191 185H193L191 183ZM195 185V184H194ZM259 185V184H258ZM264 186V184H262ZM138 186H139V182H138ZM156 186V185H155ZM172 186V185H171ZM179 186V185H178ZM190 186V185H189ZM188 186V187H189ZM197 186V185H196ZM239 186V185H238ZM251 186V185H250ZM262 186V187H263ZM68 187V186H67ZM115 187V185H114ZM124 187V186H123ZM144 187V186H143ZM175 187V186H174ZM182 187V186H181ZM187 187V188H188ZM195 187V186H194ZM255 187V186H254ZM125 188V187H124ZM126 188H129L128 186ZM137 188V187H136ZM173 188V187H172ZM211 188V187H210ZM240 188V187H239ZM74 189V188H73ZM72 189V190H73ZM138 189V188H137ZM214 189V187H213ZM219 189V188H218ZM70 190V189H69ZM115 190V189H114ZM124 189H122L123 191ZM132 190V189H131ZM143 190V189H142ZM208 190V189H207ZM232 190V189H231ZM236 190V189H235ZM264 190V188H263ZM67 191V189H66ZM76 191V190H75ZM121 191V190H120ZM126 191V190H125ZM128 191V190H127ZM169 191V190H168ZM183 191V190H182ZM239 191V190H238ZM254 191V190H253ZM73 192V191H71ZM81 192L82 196L79 197V194ZM118 192V191H117ZM158 192V191H157ZM174 192V191H173ZM185 192V191H184ZM187 192H190L187 190ZM186 192V193H187ZM193 192V191H192ZM210 192V190H209ZM220 192V191H219ZM237 192V191H236ZM240 192V191H239ZM257 192V191H256ZM69 193V192H68ZM66 192V194H68ZM79 195L77 198V200L81 199L83 196L87 197L89 200V204L85 205V210L86 211V227L89 229V231L94 229L93 224L97 219V216H94L93 214V209L92 207L94 206V200L91 196L92 193V188L91 186H87L84 187L83 189H81L79 191ZM113 194L115 192H112ZM121 194L118 196H121L123 192H120ZM144 193V192H143ZM153 193V192H152ZM161 193V192H160ZM217 193V192H216ZM238 193V192H237ZM263 193V192H262ZM65 194V195H66ZM73 196L74 193H72ZM71 194V195H72ZM110 194V193H109ZM125 196V192L123 193ZM141 194V193H140ZM162 194V193H161ZM219 194V193H218ZM236 195V193H234ZM258 194V192H257ZM264 194V193H263ZM8 195V194H7ZM64 195V194H62ZM111 195V194H110ZM117 195V194H116ZM137 195V194H136ZM178 195V194H177ZM176 195V196H177ZM192 195V193H191ZM217 195V194H216ZM239 195H241L239 193ZM238 195V196H239ZM256 195V194H255ZM9 196V195H8ZM114 196V195H112ZM117 196V197H118ZM261 196V195H259ZM258 196V197H259ZM66 199H68V196L66 195ZM126 197V196H125ZM125 197L121 200L124 201ZM158 197V196H157ZM164 197V196H163ZM184 197V196H183ZM237 197V196H236ZM236 197H232L233 200L235 201ZM65 198V196H64ZM73 198V197H71ZM116 198V197H115ZM121 198V197H120ZM117 201V205L120 206V210L121 212L117 213H107V220L109 223L111 224H117L120 223L121 221H123L122 219L123 216L127 213L126 208H124L123 205H120L122 203V201ZM127 198V197H126ZM172 198V197H171ZM182 198V197H181ZM209 198V197H208ZM243 198V197H242ZM65 199V200H66ZM70 199V197H69ZM86 199V198H85ZM91 199V200H90ZM95 199V198H94ZM117 199V200H118ZM183 199V198H182ZM188 199V198H187ZM238 199V198H236ZM260 199V200H259ZM257 201V207H258V213L260 216H264V196L263 198H259ZM60 200V199H59ZM63 200V199H62ZM71 200V199H70ZM69 200V201H70ZM83 199H81L82 201ZM87 200V201H88ZM144 200V199H143ZM159 200V199H158ZM169 200V199H168ZM185 200V199H184ZM190 200V199H189ZM221 200V198H220ZM11 201V200H10ZM15 201V199H14ZM61 201V200H60ZM68 200L66 201H62L60 202L61 205L58 206H62L63 203L65 202H69ZM115 201V200H114ZM113 201V202H114ZM180 201V200H179ZM219 201V200H218ZM243 201V200H242ZM256 201V200H255ZM12 202V201H11ZM72 202V201H71ZM130 202V201H129ZM154 202V201H153ZM158 202V201H157ZM182 202V201H181ZM190 202V201H188ZM186 202V208L185 209V213L187 211V215L184 216L185 218V222L186 224L191 223V217H193L191 215V210L193 208L192 205H190V203ZM209 202V201H208ZM223 202V201H222ZM76 203V202H75ZM78 203V202H77ZM98 203V202H97ZM116 203V202H115ZM125 203V202H124ZM148 203V202H147ZM160 203V202H159ZM99 204V203H98ZM135 204V203H134ZM156 204V203H155ZM174 204V203H172ZM171 204V205H172ZM178 204V203H177ZM185 204V203H184ZM192 204V201H191ZM70 205V204H69ZM80 205V204H79ZM78 205V208L80 207ZM125 205V204H124ZM127 205V203H126ZM136 205V204H135ZM152 205V204H151ZM162 205V203L160 204ZM190 205V206H189ZM245 205V204H244ZM5 205H3L4 207ZM118 206V207H119ZM159 206V205H158ZM169 206V205H168ZM209 206V205H208ZM101 207V206H100ZM126 207V206H125ZM132 207V206H131ZM148 207V206H147ZM206 207V206H205ZM243 207V206H242ZM241 207V208H242ZM247 207V206H246ZM0 213L2 211V206L0 207ZM9 208V207H8ZM129 208V207H128ZM139 208V207H138ZM165 208V207H164ZM170 208V207H169ZM168 208V209H169ZM176 208V206L174 207ZM183 208V207H182ZM185 208V206H184ZM203 208V207H202ZM212 208V207H211ZM239 208V209H241ZM61 209V208H60ZM69 209V208H68ZM82 209V208H81ZM159 209V208H158ZM162 209V208H161ZM173 209V208H172ZM178 209V208H177ZM238 209V210H239ZM6 210V209H4ZM3 210V211H4ZM72 210V209H71ZM83 210V209H82ZM150 210V209H149ZM68 211V210H67ZM161 211V210H160ZM159 211V212H160ZM184 211V210H183ZM201 211V210H200ZM210 211V210H207ZM246 211V210H245ZM255 211V210H254ZM60 212V211H59ZM102 212V211H101ZM111 212V211H110ZM126 212V213H125ZM168 212V211H167ZM198 212V211H197ZM202 212V211H201ZM213 212V211H212ZM216 212V211H215ZM214 212V213H215ZM242 212V211H240ZM238 212V213H240ZM8 213L7 212H3V215ZM68 213V212H67ZM73 213V212H72ZM83 213V212H82ZM103 213V212H102ZM181 214V212H179ZM193 213V210H192ZM207 213V212H206ZM2 214V213H1ZM0 214V215H1ZM61 214V213H60ZM84 214V213H83ZM104 214V213H103ZM106 214V213H105ZM171 214V213H170ZM175 214V213H174ZM198 214V213H197ZM235 214V213H234ZM243 214V213H242ZM248 214V213H247ZM250 214V213H249ZM248 214V215H249ZM132 215V213H131ZM165 215V214H164ZM163 215V216H164ZM200 215V214H199ZM237 215V214H236ZM2 216V215H1ZM9 216V214H8ZM78 216V214H77ZM75 216V217H77ZM128 216V214H127ZM134 216V215H133ZM167 216V215H166ZM206 216V215H205ZM204 216V218H205ZM258 217L257 219L261 218ZM4 218V216H2ZM7 217V216H5ZM63 217V216H62ZM61 217V218H62ZM65 217H67L65 215ZM72 217V216H71ZM80 218V215L78 216ZM157 217V216H156ZM180 217V216H178ZM182 217V216H181ZM197 217V216H196ZM64 218V217H63ZM72 217L70 219H75L74 223L75 225L77 224H81L83 223L84 220H79ZM96 218V219H95ZM132 218V217H131ZM170 218V217H169ZM7 219V218H6ZM14 219V218H13ZM165 219V217H164ZM177 219V218H176ZM182 219V218H181ZM207 219V218H206ZM3 220V219H1ZM0 220V221H1ZM65 220V219H64ZM68 220V219H67ZM175 220V219H173ZM194 220V218H193ZM205 220V219H204ZM263 222L264 220L261 219ZM10 222V220H8ZM59 221V220H58ZM57 221V222H58ZM73 221V220H72ZM69 222L70 223H72ZM134 221V220H133ZM154 221V220H153ZM167 221V220H166ZM178 221V220H177ZM198 221V220H197ZM207 221V220H206ZM258 221V220H257ZM65 222V221H64ZM68 222V221H67ZM82 222V223H81ZM95 222V223H96ZM162 222V221H161ZM164 222V221H163ZM175 222V221H174ZM205 222V221H204ZM256 222V221H255ZM6 223V222H5ZM85 223V221H84ZM138 223V222H137ZM136 223V224H137ZM179 223V222H178ZM197 223V222H196ZM4 225V223H1ZM8 224V223H7ZM61 224V222L58 223V226ZM129 224V222H128ZM135 224V223H134ZM160 224V223H159ZM166 224V223H165ZM182 224V223H181ZM261 224V222H260ZM263 224V223H262ZM95 225V224H94ZM127 225V224H126ZM34 228H37V227ZM66 226V225H65ZM73 226V225H72ZM72 226L70 229H72ZM166 226V225H165ZM172 226V225H171ZM187 226V225H186ZM197 226V225H196ZM10 227V226H9ZM40 227V226H39ZM38 227V228H39ZM76 226H73V228ZM80 227V225H79ZM78 225L76 228H79ZM82 227V226H81ZM85 227V228H86ZM156 227V226H155ZM176 227V226H175ZM178 227V226H177ZM193 227V226H192ZM260 227V226H259ZM3 228V227H2ZM41 228V227H40ZM129 228V227H128ZM133 228V227H132ZM137 228V227H136ZM135 228V229H136ZM142 228V227H141ZM144 228V227H143ZM189 228V227H188ZM258 228V227H257ZM264 228V227H263ZM10 229V228H9ZM69 229V230H70ZM75 229V228H74ZM83 229V228H82ZM164 229H166L164 227ZM171 229V228H170ZM183 229V228H182ZM187 229V228H186ZM4 230V229H3ZM2 230V231H3ZM7 230V228H6ZM78 230V229H77ZM12 231V230H11ZM35 231V230H34ZM40 231V229H39ZM38 231V232H39ZM42 231V229H41ZM66 231V230H65ZM73 231V229H72ZM87 231V230H86ZM94 231V230H93ZM175 231V230H174ZM258 231V230H257ZM262 231V230H261ZM264 231V230H263ZM262 231V232H263ZM37 232V231H35ZM34 232V233H35ZM85 232V231H84ZM90 232V233H91ZM142 232V230H141ZM152 232V231H151ZM169 232V231H168ZM3 233V232H2ZM9 233V232H8ZM81 233V232H80ZM86 233V232H85ZM89 233L90 237L92 234ZM93 233V232H92ZM124 233V232H123ZM167 233V232H166ZM174 233V232H173ZM178 233V232H177ZM185 233V232H184ZM206 233V232H205ZM260 233V232H259ZM40 234V232L38 233ZM37 234V236H38ZM77 234V233H76ZM94 234V233H93ZM170 234V233H169ZM199 234V233H198ZM215 235V233H213ZM261 234V233H260ZM7 235V234H6ZM44 235V234H43ZM86 235V234H85ZM189 235V234H188ZM203 235V234H202ZM205 235V234H204ZM213 235V236H214ZM41 236V235H40ZM81 236V234H80ZM79 236V237H80ZM145 236V234H144ZM149 236V235H148ZM186 236V235H185ZM184 236V237H185ZM196 236V235H195ZM206 236V235H205ZM212 236V235H211ZM95 235L91 236L90 238H88V240H86L85 242V246L89 248V250H93L95 248V250H93V252H95L96 250H98L99 248L96 247V239L94 238ZM171 237V236H170ZM173 237V236H172ZM209 237V236H208ZM6 238V239H7ZM110 238V237H109ZM210 238V237H209ZM213 238V237H211ZM148 239V238H147ZM154 239V238H153ZM169 239V238H168ZM177 239V238H176ZM183 239V238H182ZM7 240V241H8ZM9 240V241H10ZM207 240V239H206ZM133 241V240H132ZM138 241V240H137ZM193 241V240H192ZM259 241V240H258ZM128 242V241H127ZM141 242V241H140ZM145 241H143L144 243ZM152 242V241H151ZM177 242V241H176ZM9 243V242H8ZM135 243V242H134ZM133 243V244H134ZM168 243V242H167ZM198 243V242H197ZM200 243V242H199ZM198 243V244H199ZM213 243V242H212ZM79 244V243H78ZM179 244V243H178ZM185 244V243H184ZM194 244V243H193ZM206 244V243H205ZM208 244V243H207ZM210 244V242H209ZM260 244V243H259ZM76 245V244H75ZM129 245V244H128ZM146 246V244H144ZM170 245V244H169ZM174 245V244H173ZM196 245V244H195ZM258 245V244H257ZM256 245V247H257ZM7 246V245H6ZM77 246V245H76ZM144 246V247H145ZM171 246V245H170ZM169 246V247H170ZM185 246V245H184ZM188 246V245H187ZM204 246V245H203ZM211 246V245H210ZM41 247V248H39ZM85 247V248H86ZM129 247V246H128ZM131 247V246H130ZM140 247V246H138ZM150 247V246H149ZM148 247V248H149ZM168 247V246H167ZM192 247V246H191ZM207 247H209L207 245ZM213 246H211L212 248ZM237 247V246H236ZM235 247V248H236ZM61 248V249H60ZM87 248V250H88ZM127 248V247H126ZM142 248V247H141ZM154 248V247H153ZM204 248V247H203ZM211 248H209V250H211ZM259 248V246H258ZM257 248V252L254 249V254L257 253L255 256L254 254L253 257L249 256L247 258L249 259H243L239 258V256L234 258H227L228 260H225L226 262L223 263H219V264H259V262L263 261L264 255L260 254L262 253L260 250H258ZM7 248H5L4 251H6ZM88 250V251H89ZM146 250V247H145ZM190 250V248H189ZM213 250V248H212ZM215 250V248H214ZM248 250V249H247ZM263 250V247H262ZM153 251V250H152ZM163 251V250H162ZM166 251V250H165ZM197 251V250H196ZM207 252V250H205ZM204 251V252H205ZM237 251V250H236ZM8 252V253H9ZM72 252V251H71ZM83 252V251H82ZM128 252V251H127ZM147 252V251H146ZM149 252V251H148ZM185 252V250H184ZM198 252V251H197ZM201 252V251H200ZM209 252V251H208ZM212 252V251H211ZM239 252V251H238ZM2 253V252H1ZM6 253V252H5ZM87 253V252H86ZM91 252H89L90 254ZM97 253V251H96ZM95 253V254H96ZM131 253V252H130ZM140 253V252H139ZM187 253V252H186ZM185 253V255H186ZM189 253V252H188ZM245 253V252H244ZM7 254V253H6ZM92 255L93 257L95 256ZM169 254V253H168ZM191 254V253H190ZM209 254V253H208ZM206 253V255H208ZM240 254V253H239ZM264 254V253H263ZM10 255V254H9ZM72 255V254H71ZM75 255V254H74ZM163 255V254H162ZM176 255V254H175ZM202 255V254H201ZM205 255V254H204ZM210 255V254H209ZM213 256V254H211ZM237 255V254H236ZM249 255V254H248ZM5 256V255H4ZM50 256V257H49ZM68 256V255H67ZM91 256V255H90ZM98 256V255H97ZM6 257V256H5ZM76 257V256H75ZM92 257V259H93ZM96 257V256H95ZM136 257V256H135ZM170 257V255H169ZM172 257V255H171ZM66 258V257H65ZM88 258V257H87ZM132 258V257H131ZM134 258V257H133ZM141 258V257H140ZM153 258V256H152ZM183 258V257H182ZM186 258V257H185ZM209 258H212L211 256ZM57 259V258H56ZM95 259V258H94ZM125 259V258H124ZM143 259V258H142ZM146 259V258H145ZM191 259V258H190ZM200 259V258H199ZM205 259V258H204ZM203 259V260H204ZM216 259V258H215ZM7 260V259H6ZM53 260V259H52ZM57 260V262L59 261ZM88 260V259H87ZM189 260V259H188ZM202 260V261H203ZM99 261V260H98ZM97 261V262H98ZM130 261V260H129ZM133 261V260H132ZM136 261V260H135ZM156 261V260H155ZM177 261V260H176ZM191 261V260H190ZM217 262V260H209V259H205L201 264H211L212 262ZM62 262V261H61ZM148 262V261H147ZM180 262V261H179ZM186 262V261H185ZM201 262V261H200ZM219 262V261H218ZM64 263V262H62ZM91 263V262H90ZM93 263V262H92ZM106 263V262H105ZM143 263V261H142ZM141 263V264H142ZM50 264V263H49ZM55 264H59L56 263ZM61 264V263H60ZM66 264V263H65ZM127 264V263H126ZM150 264V263H149ZM153 264V263H152ZM178 264V263H177ZM191 264V263H190ZM213 264V263H212Z\"/></svg>","mask_w":264,"mask_h":264}]
</instances>
